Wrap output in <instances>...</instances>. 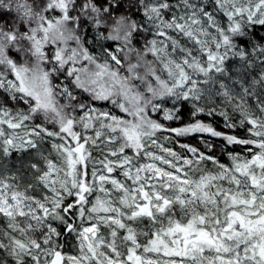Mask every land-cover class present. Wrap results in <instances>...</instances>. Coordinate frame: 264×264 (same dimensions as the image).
Wrapping results in <instances>:
<instances>
[{"label": "snow or ice", "instance_id": "6c2138e0", "mask_svg": "<svg viewBox=\"0 0 264 264\" xmlns=\"http://www.w3.org/2000/svg\"><path fill=\"white\" fill-rule=\"evenodd\" d=\"M262 30L264 0H0V264H264Z\"/></svg>", "mask_w": 264, "mask_h": 264}, {"label": "trees", "instance_id": "16d2710c", "mask_svg": "<svg viewBox=\"0 0 264 264\" xmlns=\"http://www.w3.org/2000/svg\"><path fill=\"white\" fill-rule=\"evenodd\" d=\"M121 12L124 11L123 7L120 9ZM94 35V32H92L91 29H89V35H88V38L91 39V37ZM261 35H264V30L261 31ZM107 44H110L111 42H106ZM201 119L205 120V122H209V123H212L214 127L217 128V130H220V131H225V132H230L229 129H226L223 125H222V121L220 123H217L215 121H213V119H210L209 117H205V116H202L200 117ZM190 120V114H189V111L187 108H185L183 110V118L179 121H172V122H166L170 127H180L182 126L183 124L189 122ZM236 131L239 133V134H243L242 130L241 129H236ZM191 136H185L186 139L190 138ZM178 138H181V137H178ZM214 140L212 141V144L215 145V147L213 148V151L215 152V154L217 156L220 157L221 160L227 162V157L225 154H222V147L224 145V142L220 141L219 139H216L215 137H213ZM212 138V139H213ZM166 144H169L166 143ZM206 150V149H204ZM229 150H232L231 148ZM238 150V149H237ZM207 151V150H206ZM67 245V244H66ZM66 248V247H65Z\"/></svg>", "mask_w": 264, "mask_h": 264}, {"label": "rangeland", "instance_id": "374dc122", "mask_svg": "<svg viewBox=\"0 0 264 264\" xmlns=\"http://www.w3.org/2000/svg\"><path fill=\"white\" fill-rule=\"evenodd\" d=\"M210 119H213V121L217 122V123H222V125L224 126V120H223V117H220V116H216V117H209ZM232 130H230L231 132ZM235 132H237L235 130ZM238 133V132H237ZM242 135V134H241ZM191 137L186 139L185 137H181V138H178V137H174V140H179L180 143H187L191 146H195V147H198L201 151H206V147H205V144H204V141L207 140L209 141L210 143H212V141L214 140L213 137H210L208 136L207 134H194V135H190ZM213 138V139H212ZM216 139H219L220 141L224 142L222 139L220 138H216ZM166 146H169V147H173L176 151L178 152H182L183 150L180 149L178 147L177 144L173 143V142H169V144H166ZM206 149V150H204ZM76 241L74 238L70 237L69 238V242L67 243V245L65 246V251L67 252H70V253H74L75 252V245Z\"/></svg>", "mask_w": 264, "mask_h": 264}]
</instances>
